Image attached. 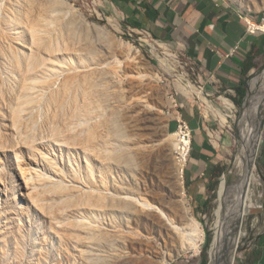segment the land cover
I'll return each mask as SVG.
<instances>
[{"label": "rangeland", "instance_id": "rangeland-1", "mask_svg": "<svg viewBox=\"0 0 264 264\" xmlns=\"http://www.w3.org/2000/svg\"><path fill=\"white\" fill-rule=\"evenodd\" d=\"M221 2L264 18V0ZM127 9L120 0H0V264H211L223 247V264L255 261L264 120L256 205L242 221L227 216L223 240L216 220L236 196L241 119L264 66L239 105L235 91L204 89L185 43L135 28ZM191 101L224 157L200 200L174 158V121Z\"/></svg>", "mask_w": 264, "mask_h": 264}, {"label": "crops", "instance_id": "crops-1", "mask_svg": "<svg viewBox=\"0 0 264 264\" xmlns=\"http://www.w3.org/2000/svg\"><path fill=\"white\" fill-rule=\"evenodd\" d=\"M120 1L127 4V18L135 28L157 40L186 44L202 72L204 89L215 85L235 91L264 66V32L249 33L246 17L221 0ZM180 112L194 133L187 184L192 196L203 198L209 192V168L224 157L210 146V124L199 106L191 101ZM258 249L253 264H264V234Z\"/></svg>", "mask_w": 264, "mask_h": 264}, {"label": "bare ground", "instance_id": "bare-ground-1", "mask_svg": "<svg viewBox=\"0 0 264 264\" xmlns=\"http://www.w3.org/2000/svg\"><path fill=\"white\" fill-rule=\"evenodd\" d=\"M257 27L264 29V26L260 25V24H255L254 28H257ZM166 66H168V65L166 64ZM168 70H169V68H168ZM183 85H181V87L183 88L185 93L187 95H190L191 92L188 91V89L186 87H184ZM193 92H194V90H193ZM221 99H222L223 103L230 110L232 108H234L233 103L230 99H228L226 97H222V96H221ZM212 111H213V114L222 121V123L227 122V117L225 114H223L222 112H219V111L218 112H216L214 110H212ZM263 120H264V72H263V75L261 76V84H260L259 90L255 94L251 95L250 99L248 100V104H247V106L243 112V115H242L240 125H241V133H242V139H243L244 145H243V149L240 152V156L238 158V162L236 165L237 173H238V180L234 185V189L236 190V196H235L233 203L230 205V207L226 210L225 213H223L224 212L223 210L218 213L219 219L216 220L217 221L216 222V235H217L218 231L221 232V239H222L223 235L225 234L224 233V231H225L224 221L226 220L227 216L234 217L235 220H237V221H242V219L245 216V213L256 205L255 198L257 195L258 187L260 185V176L257 174L256 170H257L258 154H259V150L262 146L261 144H262V139H263V130H262V126H261ZM177 164L179 166V175H180L181 179L184 181V179H183V162L179 161V159H177ZM220 186H221L220 194H221V191L223 194V192L225 190V182H222V185H220ZM251 195H253V197H254L253 198L254 200H252V201L250 199ZM224 250L225 249L223 247L221 257L218 259H217V256H215L213 254V251H211V260H210L211 264H223L222 262L225 260ZM215 258L217 259L216 263L214 261ZM234 263H236V262H234Z\"/></svg>", "mask_w": 264, "mask_h": 264}, {"label": "built area", "instance_id": "built-area-1", "mask_svg": "<svg viewBox=\"0 0 264 264\" xmlns=\"http://www.w3.org/2000/svg\"><path fill=\"white\" fill-rule=\"evenodd\" d=\"M247 31L249 33L264 32V29L254 28L255 24L264 26V18L260 22L246 19ZM177 126L174 132L175 148L174 158L183 162V179H185L187 167L190 163L191 156L194 150V133L189 123L183 118V115L178 111V116L175 118Z\"/></svg>", "mask_w": 264, "mask_h": 264}, {"label": "trees", "instance_id": "trees-1", "mask_svg": "<svg viewBox=\"0 0 264 264\" xmlns=\"http://www.w3.org/2000/svg\"><path fill=\"white\" fill-rule=\"evenodd\" d=\"M248 87H249L248 80H244L239 84V86L235 88V92L238 95L237 104L240 105L246 98L248 93ZM207 243L208 241H206V244Z\"/></svg>", "mask_w": 264, "mask_h": 264}, {"label": "water", "instance_id": "water-1", "mask_svg": "<svg viewBox=\"0 0 264 264\" xmlns=\"http://www.w3.org/2000/svg\"><path fill=\"white\" fill-rule=\"evenodd\" d=\"M255 81H258V78Z\"/></svg>", "mask_w": 264, "mask_h": 264}]
</instances>
